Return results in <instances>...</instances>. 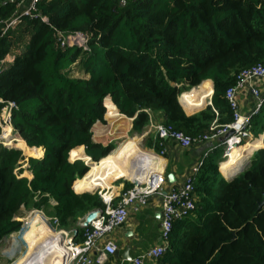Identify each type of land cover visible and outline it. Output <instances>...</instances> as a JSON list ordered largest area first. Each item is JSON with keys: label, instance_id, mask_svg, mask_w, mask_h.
<instances>
[{"label": "trees", "instance_id": "obj_1", "mask_svg": "<svg viewBox=\"0 0 264 264\" xmlns=\"http://www.w3.org/2000/svg\"><path fill=\"white\" fill-rule=\"evenodd\" d=\"M14 11V4L0 7V23ZM38 14L47 22L22 18L0 33V61L13 57L0 72V111L7 102L17 106L11 115L14 135L33 156L0 144V246L20 230L22 210L56 217L59 228L75 231L76 238L79 221L102 208L96 192L78 190L92 170L77 150L83 147L100 169L117 154L115 143L92 142V127L105 123L106 110L107 118L118 111L132 119L130 136L141 134L157 113L175 131L211 135L212 127L232 122L224 92L236 74L264 65V0H42ZM57 31L84 33L89 51L60 49ZM76 61L82 74L72 77L69 67ZM206 80L212 82L210 105L187 116L180 95ZM261 117L264 106L253 127ZM151 144L152 137L144 146ZM221 145L202 159L195 175L196 210L173 224L170 250L158 264H264V205L258 208L264 147L227 182L218 172ZM121 146L140 151L132 140ZM34 149L42 158H34L42 155ZM23 166L30 179L22 177ZM35 216L23 234L38 240L46 224Z\"/></svg>", "mask_w": 264, "mask_h": 264}, {"label": "built area", "instance_id": "obj_2", "mask_svg": "<svg viewBox=\"0 0 264 264\" xmlns=\"http://www.w3.org/2000/svg\"><path fill=\"white\" fill-rule=\"evenodd\" d=\"M41 1L13 0L14 4L19 8L18 14L4 23L1 35L18 24L22 18L32 20L40 18L38 4ZM40 19L42 22H47L45 18ZM56 39L59 48L62 50L77 49L82 53L89 51V39L82 32L57 31ZM258 81H264V65L261 63L247 69H242L236 74L234 84L224 92V99L228 104L229 110L232 112V122L218 128L212 127L210 130L214 132L211 135L191 137L175 131L171 126L162 123L150 125L148 133L152 137V146L144 153L152 155L157 164L155 165L150 162L146 166V175L142 177L143 179L137 185L130 182L131 186L127 189L124 188V184H121L119 191L113 189L112 185L96 190L102 208L95 210L97 212L96 219L88 227L82 229L81 242L75 243L73 241V231L58 230L59 221L56 217L45 218L42 215L51 228H54V234L59 236L61 243L67 250L60 264H105L108 258L116 253L117 247L112 241H106L103 247L99 249L97 246L98 242L112 233L116 228L122 226L126 222L130 211L138 213L141 209L145 208L153 196L161 198L160 243L142 252L129 262L130 264H144L149 261L155 263L163 254L169 251L170 234L173 224L192 216L196 210L195 175L202 165V160L191 168L179 187L164 192L163 185L165 183L166 169L164 164L166 155L165 142L171 141L182 149H189L197 144L222 138L231 130L233 135L221 143L224 148L223 158H226V155L233 147H241L252 142V119L258 114L264 104V94L253 85V83ZM246 87L253 98V109L248 114L243 115L240 113L236 95ZM0 103H2L1 100ZM16 109L17 106L13 102H7L0 111V144L4 147L12 148V146H5L4 135L10 133L12 136H16L11 125L12 111ZM106 114L107 110L104 119L107 118ZM6 130L10 132H4ZM161 161L163 167L158 165ZM50 204L52 207L57 205L54 200H50ZM82 222L83 218L79 221L78 226ZM13 245L12 243L11 246Z\"/></svg>", "mask_w": 264, "mask_h": 264}, {"label": "crops", "instance_id": "obj_3", "mask_svg": "<svg viewBox=\"0 0 264 264\" xmlns=\"http://www.w3.org/2000/svg\"><path fill=\"white\" fill-rule=\"evenodd\" d=\"M7 4H14V2L13 0H0V7L5 6ZM18 11H19V8L15 5V11L13 12L9 20H11L16 14H18ZM7 21L0 23V33L3 31L4 23H6ZM10 59H12L13 61V57L10 55H7L4 59L0 61L1 71L3 70L2 66H6L12 63ZM74 69L79 70L77 61L69 67L70 73ZM74 75L76 76L77 73H74ZM208 81L211 83V87H212V82L210 80L203 81L200 84V86L202 84H210ZM253 85L256 86L262 92V94H264V81L255 82L253 83ZM206 86L207 85H204L201 87H203L205 90ZM193 89H191L189 93H183L179 97V104L187 116L194 115L202 111L206 106L210 105V99H211L212 93L208 94L206 90H205V94L200 93L199 91L196 90V93L203 95V97L200 96V98H196L195 96L194 97L191 96V98L190 97L187 98L185 94L191 95V93H193L194 91ZM207 98H208V102L206 103L205 107H202L199 109L198 108L199 102L202 100L205 101ZM236 98H237L238 107H239L241 114L243 115L248 114L253 109V98L249 94L247 87L244 88L242 91L238 92L236 95ZM180 101L184 102V104H182ZM104 120H105V123L96 122L92 127V142L94 144H100L102 146H107L108 144L116 143L120 139H124L125 137L129 135V132L132 127V119H128L118 113V116L114 118H106ZM261 120L262 121L259 125L255 124V126L254 127L252 126L251 128V133L253 136L252 142L248 143L247 145H243L242 147L243 150L246 151V154L249 153L250 155L248 160H247L248 157L245 158V160H247V163L250 162V158L255 152H257L258 150L264 147L263 145L264 134L262 131L259 132L260 127L264 125V121H263L264 118L261 117ZM161 123H163V116L161 113L152 115L150 117L149 124L144 128L143 132L141 134H134V135H140L141 138L145 137L143 139L145 142L146 139L151 138L150 134L148 133L150 125H156V124H161ZM127 140H132L134 144L138 146V144L136 143L134 139H127ZM220 140L221 138H217L215 140H211L206 143L197 144L189 149H182L174 142L166 141L165 142L166 155L164 159V164H165L166 169H165V183L163 185V191L167 192L171 189L179 187L182 184L185 176L191 170V168H193L199 161L204 159L207 154H209L213 149L217 148L220 143H222L220 142ZM258 141L262 145L261 148H260V143ZM255 143L259 144V147L257 149H256V145L254 146ZM118 149L119 150L121 149L122 154L124 152L130 153V157L128 159L124 160L122 158L124 162L122 168H112L111 167L112 159L106 165L102 166V169L100 170L97 169L98 167L96 164H92L93 166H92L91 175L88 176V178H86L84 181L79 183V188H82L84 190H80L78 188L79 191L86 192V191H91L96 188H99L100 186L107 187L111 185L112 181L118 179V177L121 176L120 174L129 175V176H125L126 178L124 180H128L132 182L133 180H130V179H131V174L133 172H139V173L145 172L146 166L150 162L155 165L157 164V162L152 158V155H148L144 153L140 148H139L140 150L139 152L138 151L134 152L130 149L122 147L120 144L118 146ZM146 149H149V148H146ZM34 150L40 151L38 149H34ZM119 150H117V153L119 152ZM40 152L42 153V155L40 157H34V158L36 159L42 158L43 152L42 151ZM77 152L79 154V160L83 161L86 166H88L87 164L92 163L90 161V158H88L85 155L83 147L79 148ZM28 157H33V156H28ZM69 162L73 163L74 161L72 162L69 161ZM158 165H161L163 167L162 161L159 162ZM100 167H101V164H100ZM237 168L238 167H235V166L229 167L227 166V164H225L224 167H222L220 163L218 167V172L220 176L222 177V179L228 182L231 179H233L236 175H238L237 172L235 173L233 172ZM168 175L173 176L171 181H168L167 179ZM108 178H112V179L105 181ZM119 179H122V178H119ZM111 187H113V189H115L116 191H119L121 188V185H119L118 187H114V186H111ZM197 200H198V197H196V194H195V202ZM35 217H37L39 220L43 219L40 215L35 216ZM160 221H161V198L158 196L151 197L150 200L148 201L147 206L141 209L140 212L133 213L130 211L126 222L122 226L116 228L112 233L108 234L105 238L101 239L97 244L98 248L101 249L106 241H112L117 247L116 253L113 256L109 257L108 261L105 264H130L129 261L131 259L140 255L142 252L146 251L147 249L155 245H158L160 243L159 242L160 240L159 239ZM45 224L47 223L45 222ZM74 232L75 231H73V241L75 243L81 242L82 240L81 234L80 236L74 238L76 235V233ZM53 235H54V232H52L48 228V236L46 239V244ZM22 240L24 241L25 244H30L32 246H35L31 243L32 241H35V242L38 241V240L32 239V237L28 234H23ZM16 247L17 246L14 244L13 246H10L8 249L6 247L4 252L2 253L0 252V264L7 263V261L12 259L13 256H17V253H19L20 255L11 264H34V262L35 264H38L39 260L44 259V256H46V251H47L46 248L41 251L39 256H37L38 252L31 254L30 252H28L29 250H25L24 253L21 254V251L20 250L17 251L18 248ZM64 251H65L64 248L60 246L58 248V252L54 255L55 258L61 261L62 257L66 255V252ZM125 252H127V254H124ZM127 257L129 258L128 260L126 259ZM57 262L58 260L56 261V263ZM144 264H158V260L155 263H152L149 261V262H145Z\"/></svg>", "mask_w": 264, "mask_h": 264}, {"label": "rangeland", "instance_id": "obj_4", "mask_svg": "<svg viewBox=\"0 0 264 264\" xmlns=\"http://www.w3.org/2000/svg\"><path fill=\"white\" fill-rule=\"evenodd\" d=\"M73 52V51H72ZM76 68V67H75ZM74 73H77V75L75 76L74 75ZM70 74V76H72V77H79V76H81V71L80 70H77V69H74V70H72L71 71V73H69ZM74 75V76H73ZM194 91H195V89H194ZM197 91H199L200 93H203V94H205V90H204V88L203 87H199L198 89H197ZM187 93H189V92H187ZM212 95V94H211ZM208 102V98L205 100V102H204V104H203V106L202 107H205V105H206V103ZM202 107H200V108H202ZM199 108V109H200ZM198 109V110H199ZM5 132V131H4ZM6 132H8L7 130H6ZM10 132V131H9ZM10 136L11 137H6V138H4V144H5V146H12V148L14 147V148H18V149H21V152H22V154H24L25 155V153H24V151H25V148L24 147H22L21 145H20V142H19V139H17V136H12L11 134H10ZM145 138V137H144ZM144 138H141L140 137V135H132V136H130V135H128L127 137H125L124 139H120L119 141H117L116 143H115V145H116V148L120 145V144H122V143H124L125 141H127V139H134L135 141H136V143L138 144V147L143 151V152H145V151H147L148 149H146L145 148V146H144V144L146 143V141L144 142ZM3 143V142H2ZM256 144H254V146H255ZM8 148V147H7ZM115 148V149H116ZM31 149V148H30ZM119 150V149H118ZM222 150L224 151V148H222ZM23 155V156H24ZM223 156V155H222ZM249 153H247V154H245L244 155V157H243V159L238 163V164H240L239 166H238V164H237V166H238V168L237 169H235L234 170V173L235 172H237V174L239 175L240 173H242L241 171H243L245 168H247L248 166H249V163H247V160L249 159ZM24 157H26V155L24 156ZM236 157V156H235ZM248 157V158H247ZM26 158H29V157H26ZM245 158H247V160H245ZM221 160L222 161H224L225 159H220V163H221ZM93 163H91V164H87L90 168H91V170H92V165ZM236 166V167H237ZM97 169H99L100 170V167L99 168H97ZM23 170H24V172H23V176H26V173H28L27 171H25V168L23 167ZM137 170H139V169H137ZM91 173H92V171H91ZM91 173H90V175H91ZM121 176H119L118 177V179H116V180H114V181H112L111 182V185L112 186H114V187H118L119 185H121V184H129L130 183V181H128V180H124L126 177L125 176H129V175H123V174H120ZM30 176V174L28 173V176H26V178H28ZM119 178H122V179H119ZM86 179V178H85ZM84 179V180H85ZM112 178H108V179H106L105 181H107V180H111ZM84 180H82V181H84ZM82 181H80V182H82ZM104 185V184H103ZM110 186V185H109ZM109 186H107V187H109ZM78 188H79V185H78ZM102 188H105V187H102ZM80 190H84V189H82V188H79ZM98 189V188H97ZM97 189H95V191L97 190ZM41 211H38V210H30V211H26V210H22V212H21V214H20V218H17V219H19V221L20 222H22V226H21V228H20V230L17 232V233H14V234H12L11 236H9L8 238H7V240H5L4 242H3V244H2V246H1V248H0V252L2 253V252H4L5 251V249H6V247H7V249L11 246V244H12V241L14 240V242H16V248H18L17 249V251L18 250H20L21 251V254L22 253H24V251L25 250H29L28 252H30L31 254H33V253H37L38 252V254H37V256H39L40 255V253H41V251L43 250V249H45L46 247H45V244H46V239H47V236H48V228L52 231V232H54V228H51V226H50V224H48L47 223V221L44 219V217L45 218H49V217H47V216H45V214L43 213V212H41ZM34 214L35 215H40L44 220H45V222L47 223L46 225L48 226V228H47V226L45 225V228L43 229V230H41V233L42 234H40V237H38L37 239H38V241L35 243V244H33V245H35V246H32V245H30V244H25L24 243V241L22 240V235H23V233H24V230H26V228H27V225H26V223H27V220L30 218H32L33 216H34ZM44 217H43V216ZM34 219H38L37 217H34L32 220H34ZM41 221V220H40ZM60 228H58V230H59ZM62 230V229H61ZM57 231V230H56ZM65 231V230H64ZM41 235H43L42 237H41ZM19 247H20V249H19ZM44 247V248H43ZM20 254L19 253H17V256H13L12 257V259H10V260H8L7 261V263H5V264H11L18 256H19ZM34 264H35V262H34Z\"/></svg>", "mask_w": 264, "mask_h": 264}, {"label": "bare ground", "instance_id": "obj_5", "mask_svg": "<svg viewBox=\"0 0 264 264\" xmlns=\"http://www.w3.org/2000/svg\"><path fill=\"white\" fill-rule=\"evenodd\" d=\"M207 85L205 90L208 94H211L210 92V84H202L201 86ZM200 87V86H199ZM195 88V91H193V93H191V95L188 94V96L191 98V96H195L196 98H200L203 97V95L196 93V90L199 88ZM194 90V89H193ZM195 93V94H194ZM6 132V131H5ZM9 132V131H8ZM6 137H11L9 135V133H7L6 135H4V138ZM243 145L241 147H233L232 150L226 155V158L224 161L221 162L222 167H224L225 164H227V166L232 167V166H237V164L243 159L244 155L246 154V151L243 150ZM21 150V149H20ZM115 150V149H114ZM113 150V151H114ZM27 156H30L29 154H25ZM236 156V157H235ZM130 157V153L128 152H124L122 154L121 149L119 150V152L112 158H110V160L112 159V163H111V167L112 168H122L124 162L123 159H128ZM123 158V159H122ZM109 160V161H110ZM105 163V162H104ZM94 164V163H93ZM110 164V163H109ZM104 166V165H103ZM234 172V171H233ZM145 172H133L131 174V180H133L132 182H139L140 180H142L143 176H145L146 174ZM90 176V175H89ZM88 178V177H87ZM99 188H102L101 186ZM97 189V188H96ZM95 190V189H94ZM92 191V190H91ZM86 192H90V191H86ZM41 221L44 222V219H42ZM45 223V222H44ZM25 237V236H24ZM32 239H34L32 237ZM13 244H16V242H14V240L12 241ZM32 244L36 243L35 241L31 242ZM64 248L63 244L61 243V239L59 238V236L57 235H53L47 242V244L45 245L47 251H46V256H44V259H40L38 264L42 263V264H60V260L55 258V254L58 252V248L59 247ZM44 248V247H43ZM56 248V250H55ZM54 250V251H53ZM64 252L67 253V250L64 248ZM53 251V252H52ZM58 260V262L56 263V261ZM43 261V262H42Z\"/></svg>", "mask_w": 264, "mask_h": 264}, {"label": "water", "instance_id": "obj_6", "mask_svg": "<svg viewBox=\"0 0 264 264\" xmlns=\"http://www.w3.org/2000/svg\"><path fill=\"white\" fill-rule=\"evenodd\" d=\"M121 2L123 3L124 0H121ZM180 96H181V95H180ZM178 102H179V99H178ZM232 135H233V132H232L231 130H229V131L227 132V134H225V135L221 138L220 142H223V140H227V139L230 138ZM13 148H14V147H13ZM14 149L20 150V149H18V148H14ZM29 158H31V157H29ZM23 167L26 169V166H23ZM87 172H88V171H87ZM87 172H86V173H87ZM241 172H242V171H241ZM86 173H85V174H86ZM22 177H26V176H23V175H22ZM172 178H173L172 175H168V176H167L168 181H171ZM29 179H30V178H29ZM133 184H134V185H137L138 183H137V182H134ZM71 189L73 190V186L71 187ZM73 192H74V191H73ZM95 192H96L95 190H92V191H90V192H86V193L93 194V193H95ZM74 193H75V192H74ZM263 205H264V194H263V200L258 204V208H261ZM96 217H97V212H96L95 210L89 212V213L83 218V222H82L81 225H79V227H80L81 229L88 227V225H89L92 221H94V220L96 219ZM74 233H76V232H74ZM124 254H127V252H125ZM126 259L128 260L129 258L127 257Z\"/></svg>", "mask_w": 264, "mask_h": 264}, {"label": "clouds", "instance_id": "obj_7", "mask_svg": "<svg viewBox=\"0 0 264 264\" xmlns=\"http://www.w3.org/2000/svg\"><path fill=\"white\" fill-rule=\"evenodd\" d=\"M223 158V157H222ZM223 159H225V158H223ZM220 164V163H219ZM219 167V166H218ZM94 211V210H93ZM11 236V235H10Z\"/></svg>", "mask_w": 264, "mask_h": 264}]
</instances>
